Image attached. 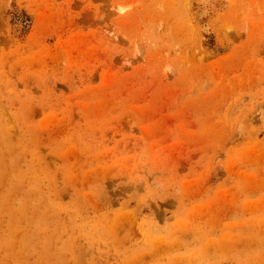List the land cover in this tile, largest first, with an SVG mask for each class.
Returning a JSON list of instances; mask_svg holds the SVG:
<instances>
[{
	"label": "rangeland",
	"instance_id": "rangeland-1",
	"mask_svg": "<svg viewBox=\"0 0 264 264\" xmlns=\"http://www.w3.org/2000/svg\"><path fill=\"white\" fill-rule=\"evenodd\" d=\"M0 264H264V0H0Z\"/></svg>",
	"mask_w": 264,
	"mask_h": 264
}]
</instances>
